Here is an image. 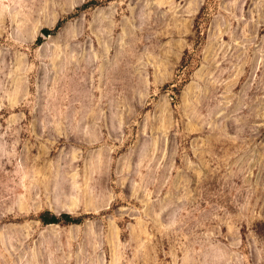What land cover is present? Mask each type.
Returning a JSON list of instances; mask_svg holds the SVG:
<instances>
[{
    "label": "rangeland",
    "instance_id": "1",
    "mask_svg": "<svg viewBox=\"0 0 264 264\" xmlns=\"http://www.w3.org/2000/svg\"><path fill=\"white\" fill-rule=\"evenodd\" d=\"M0 264H264V0H0Z\"/></svg>",
    "mask_w": 264,
    "mask_h": 264
}]
</instances>
